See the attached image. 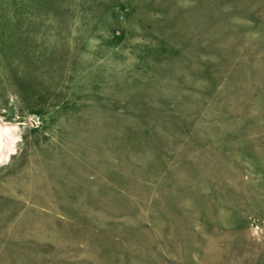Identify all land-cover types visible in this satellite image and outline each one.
<instances>
[{"label":"rangeland","instance_id":"374dc122","mask_svg":"<svg viewBox=\"0 0 264 264\" xmlns=\"http://www.w3.org/2000/svg\"><path fill=\"white\" fill-rule=\"evenodd\" d=\"M0 126V264H264V0H0Z\"/></svg>","mask_w":264,"mask_h":264},{"label":"bare ground","instance_id":"6f19581e","mask_svg":"<svg viewBox=\"0 0 264 264\" xmlns=\"http://www.w3.org/2000/svg\"><path fill=\"white\" fill-rule=\"evenodd\" d=\"M3 126H4V125H3ZM4 128H5V127H4ZM4 128H3L2 126H0V143H3V142H2V138H1V137H2V135H1V129H4ZM6 152H7V150H6ZM3 154L5 155L6 153H5V152L2 153V154L0 155L1 158L4 157Z\"/></svg>","mask_w":264,"mask_h":264}]
</instances>
